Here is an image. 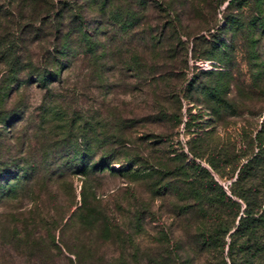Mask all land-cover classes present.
<instances>
[{
  "label": "trees",
  "instance_id": "1",
  "mask_svg": "<svg viewBox=\"0 0 264 264\" xmlns=\"http://www.w3.org/2000/svg\"><path fill=\"white\" fill-rule=\"evenodd\" d=\"M227 1L228 6L264 3ZM148 3L0 0V234L11 227L13 249L32 257L21 251L22 245L37 252L42 247L44 252L46 240L37 232L45 225L51 249L57 255L66 253L69 264H101L102 256L91 237L133 248L134 231H143L148 219L155 227L149 247L143 250L145 260L139 257V249L134 250L131 261L121 251L117 264H264V136L249 138L257 152L235 158L227 145L219 142L216 127L222 111L230 105L224 96L232 76L222 74L220 78V73L211 69L207 71L208 85L199 82L195 86V76L178 89L177 101L184 96L193 103L195 90L202 96L205 109L193 112L189 107L183 122L176 114L169 116V121L183 123L187 131L193 128L188 141L190 157L184 150L164 151L161 145L165 140L148 142L143 136L132 142L121 121L115 128L113 122L108 128L98 121L88 122L82 110L68 107L66 97L62 102L56 97L55 85H62L64 74L72 72L79 62L84 65L86 55L91 57L97 80L114 70L117 50L113 38L141 27L142 11L148 9ZM228 6L223 10L219 32L232 28L244 32L246 22L229 13ZM163 12L167 25L162 36L156 37L151 29L144 32L143 39L151 50L149 59L138 53L123 59L138 78L152 81L154 98L158 94L156 84L166 80L157 75L156 68L166 56V41L177 38L181 42L173 7ZM90 17L98 21L93 25ZM263 19L260 13L257 21ZM257 28L254 33H258ZM212 42L207 53H193L192 59L226 63L225 41L216 36ZM185 69L189 70L186 63ZM31 87L44 91L34 115L25 104ZM203 111L210 119H203ZM24 123L29 124L26 130L20 128ZM128 142L134 144L133 149L126 148ZM36 148L39 161L29 156ZM102 173L127 179V184L104 200L91 182V177ZM76 178H83L79 187L73 186ZM222 178L229 184L224 186L219 180ZM135 182H141L151 201L134 203ZM27 188V193L35 196L33 211L39 212L40 224H35L36 215L20 220L18 203ZM48 197L50 207L44 206ZM39 201H43V209ZM11 203L14 209L8 213ZM151 203L159 204L156 212ZM164 212L175 224L174 229L162 220ZM66 232L69 243L63 248Z\"/></svg>",
  "mask_w": 264,
  "mask_h": 264
},
{
  "label": "rangeland",
  "instance_id": "2",
  "mask_svg": "<svg viewBox=\"0 0 264 264\" xmlns=\"http://www.w3.org/2000/svg\"><path fill=\"white\" fill-rule=\"evenodd\" d=\"M148 6L147 10L142 11L141 27L125 33L121 32L119 36L113 38L115 44L113 46L117 50L114 66H112L114 70L111 73H104L101 81L97 80L92 74L91 57L86 55L84 65L79 62L72 72L64 74L65 82L62 85H55V94L58 100L62 102V98L66 97L65 101L69 102L68 107L82 110L88 122L98 121L99 124H106L107 128L113 122L115 128L120 125L121 121V127L127 135H131L132 142H136L138 137L143 136L148 142L159 143L165 140L166 142L161 145L164 147V151L176 150L177 153H180L184 150L190 157L188 141L193 128L190 129L191 131H187L183 123L169 121V116L176 114L181 117L182 122L185 121L189 107H192L193 112L197 108L205 110L201 103L203 98L195 90L192 92L193 103L186 100L184 96L178 97L177 101L175 95L182 85L185 86L187 82L194 80L195 76L198 80H196L195 86L199 82L202 85H208L207 71L216 69V73H220V78L222 74H227V77L232 76L228 81L227 95L224 96L230 105L222 111L216 125L218 137H220L219 142L223 141L230 154L235 158L246 153L257 152L256 144L251 146L249 138L252 139L258 134L261 137L264 136V32H262V30L264 31V19L257 21L259 14H264V3L261 1L254 4L243 2L240 5L228 6L227 0H149ZM168 6H172L175 11L173 22L176 31L179 32L181 42H178L177 38L176 40L169 38L166 41L167 44L163 48L166 56L159 61L156 67L157 75L166 78V80L156 84L158 94L154 98L152 81L149 78H138L131 69V64L124 63L123 59L131 57L133 53H138L139 56L149 59L151 50L143 39L144 32L151 29L154 30L156 37L162 36L165 25H167L165 24L167 15L163 9ZM227 6L229 13L232 12L236 17L239 16L246 22L244 32L238 33L236 28L223 33L219 32L218 28L223 22V10ZM89 20L93 25L98 21L93 17H90ZM256 26L258 33H254ZM202 35L203 37H201ZM216 36L224 40L228 46L229 60L226 63L220 64L218 60L211 63L206 59L197 61L192 59L193 53L199 55L207 53ZM185 63L189 70L185 69ZM43 94L44 91L38 90L36 87H31L27 91L25 104L28 112L35 114L34 110L40 105ZM202 114L204 120L210 119L206 111H203ZM21 126L20 128L26 130L29 124L24 123ZM132 142H128L126 148L133 149ZM174 154L172 155L174 156ZM29 156L34 157L33 159L38 158L39 161V149L36 148ZM202 164L205 165V162ZM82 180L83 178L80 180L76 178L73 186L79 187ZM219 180L224 186L229 184L226 178ZM91 182L98 195L105 200L110 195L122 190L127 184V179L102 173L91 177ZM67 185L69 186V181ZM132 186L136 197L135 204H138L140 200H144L146 203L151 201V194L142 186L141 182H135ZM28 190L27 188L24 191L23 195L25 196L20 198L18 203L20 220L25 221L36 215L35 224H40L39 222L42 221L41 217H38L39 212L33 211L35 196L27 193ZM43 201H39L41 209H43ZM49 201L48 197L47 201H44V206L50 207ZM13 205L10 204L8 213L13 212ZM151 206L152 211L156 212L159 204L151 203ZM161 218L167 226L175 228V224L165 212ZM154 227L155 223L147 219L143 231L135 230L133 248L130 244L121 248L117 244L104 243L91 237L93 238V247L96 246L102 256L100 263L117 264L121 251H123V255H126L125 258L131 261L134 250L138 251V249L141 250L140 254L138 253L139 257L141 260H145L143 250H146L150 245ZM9 228L0 234V260L3 261L0 264H42V261H45V264H69L65 256L66 253L57 255L56 251L51 249V237L48 227L46 229L45 225L39 226L37 232L38 236L46 240V246L43 247L44 252L41 250L42 247L37 252V250L30 251L22 245L21 251L26 255L31 254L32 257L21 256L13 249L14 243L10 242L11 229ZM21 230L23 232L22 227ZM28 230L30 229L28 228ZM67 236H70L69 232L64 234L65 238L63 237L62 241L64 244L61 245L63 248L68 246Z\"/></svg>",
  "mask_w": 264,
  "mask_h": 264
}]
</instances>
